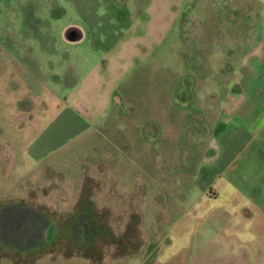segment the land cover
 I'll use <instances>...</instances> for the list:
<instances>
[{
    "label": "rangeland",
    "instance_id": "obj_1",
    "mask_svg": "<svg viewBox=\"0 0 264 264\" xmlns=\"http://www.w3.org/2000/svg\"><path fill=\"white\" fill-rule=\"evenodd\" d=\"M263 3L0 0V200L48 210L68 231L96 232L82 237L96 243L97 262L135 254L129 264H264V129L229 143L238 151L223 170L224 156L207 150L221 94L212 89L232 61L220 57L244 46L239 20L221 7ZM70 24L84 32L80 41L68 40ZM67 106L95 123L55 158L31 160L25 143ZM207 183L225 195L202 198Z\"/></svg>",
    "mask_w": 264,
    "mask_h": 264
},
{
    "label": "crops",
    "instance_id": "obj_2",
    "mask_svg": "<svg viewBox=\"0 0 264 264\" xmlns=\"http://www.w3.org/2000/svg\"><path fill=\"white\" fill-rule=\"evenodd\" d=\"M222 9L231 11L233 13L232 18L239 20V22H236L238 28H235V32L238 34L237 44L244 45L241 51L234 55V58L229 54V50L225 58V55L220 57L225 59V62L227 60L232 61L231 63H226L227 74L225 82L212 89L221 94L217 103L219 114L216 126H213L214 130L212 131L213 134L215 133V138L209 144L207 150H211L212 158L219 156L218 153H221V157L224 156V160H220V162L224 161L225 163L221 168L223 170L229 163L227 159H231L228 157L229 152L238 151L228 148V144L237 139L240 144L245 143L252 137L256 138L264 129V3L254 9L248 5L242 7L237 5L229 7L227 5L221 7ZM241 12L247 13L242 16ZM204 28L202 23V31H204ZM66 30L70 35L74 36V38L69 36L68 40L70 41L78 42L84 36V32L81 35L80 29L75 24L68 25L63 30L64 33ZM192 39L193 37L190 42L193 43ZM1 43L3 42L0 39ZM194 59L191 57V60ZM70 96L71 93L64 95L61 101L58 98L54 99V106L56 108L61 107V103H67L65 100H68ZM72 100H77L75 95L72 96ZM112 100L111 92H107L106 103L112 104ZM67 108H70L69 110L71 111L65 113L67 114V116H63H66L65 118H58V115L56 117L58 119L53 126L47 130L40 129L35 132L25 143L24 151L31 160L40 161L45 158H55L53 154L95 123L88 120V115L83 118L84 115H77L76 111L78 110L69 106ZM238 125H242L241 130ZM227 141L228 143H226ZM214 181L215 178L210 180V184ZM214 184L221 189L232 186L227 181H215ZM213 185L209 186L208 183L200 185V196L202 198H207L208 196L222 198L226 192L213 189ZM208 188H210L209 191ZM230 199L233 201L236 199L234 202L242 207L245 206L244 204L247 201L245 198L239 199L238 193L235 194L234 192L230 193ZM24 206L27 207V210L24 209ZM242 207L233 212L237 213L239 210L242 212ZM25 211H36V213H24ZM77 212L80 215V211ZM126 212L128 213L129 211ZM1 213L4 214V224L0 223V264H65L68 262L69 264H106L104 260L97 262L96 259V261L93 259L94 257L89 255L96 251V243L94 242L92 245L91 241L84 243L85 240L90 238L84 239L82 237L96 236V232L91 234L87 232L81 233L78 230L76 232L75 230L68 231L65 229V223H61L64 218H59L57 215L51 214L48 210L44 211L42 208L36 209L35 207L24 205L19 200H0ZM41 213L45 216H42ZM33 215L36 216L33 217ZM28 218H32L29 229L24 226L25 220L29 221ZM42 220H44L43 224L41 223ZM6 221L8 224H6ZM60 224H62V227H60ZM103 235L106 237V234ZM55 236H60V239ZM67 240L71 242V245L66 243ZM63 250L72 254L64 255L60 252ZM82 251L88 255H82ZM51 253H56V255L52 256ZM132 256H135V254L126 256L124 264H129V260L130 262L134 261ZM134 264L140 263L136 260Z\"/></svg>",
    "mask_w": 264,
    "mask_h": 264
}]
</instances>
